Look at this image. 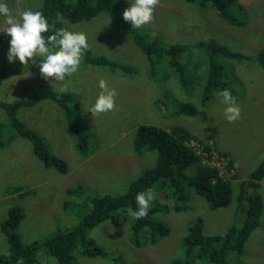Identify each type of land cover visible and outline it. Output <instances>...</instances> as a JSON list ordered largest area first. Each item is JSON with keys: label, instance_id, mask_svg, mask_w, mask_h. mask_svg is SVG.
<instances>
[{"label": "rangeland", "instance_id": "rangeland-1", "mask_svg": "<svg viewBox=\"0 0 264 264\" xmlns=\"http://www.w3.org/2000/svg\"><path fill=\"white\" fill-rule=\"evenodd\" d=\"M41 1L5 0V3L17 14L25 9H33ZM125 2L128 4V0ZM238 2L243 3L242 0ZM244 5L245 19L244 13L237 14L245 22L242 27H235L222 21L218 14L200 9L187 0H157L152 20L143 27L171 44L215 40L233 52L255 56L264 48V0H248ZM66 24V28L83 32L87 37L88 49L82 54L77 72L63 81H54L51 74L45 78L39 69V57H35L34 62L30 60L22 66L19 74L0 82V99L6 102L42 91L68 90L83 95L75 104L82 110L81 114L74 113L77 118L73 117L68 124L63 110L57 112L55 107H47V104L41 105L42 110L31 108L20 114L21 120L26 121L27 127L39 134L53 153H61L60 159L66 160L68 151L72 155L71 166L66 160L68 170L62 174L41 163L34 155L31 141L17 134L7 114L2 111L0 133L4 142L0 148V255L9 253L1 224L9 218L12 208L19 207L25 214L19 228L23 241L27 244L34 240L44 241L57 230L69 231L75 228L91 211L88 199L107 194L120 195L127 191L129 184L143 170L154 167L157 162L155 152L146 153L142 157L134 153L133 137L140 125H153L167 130L181 125L202 141L212 144L213 156L223 158L218 152H226L229 155L227 159L231 158L235 167L230 173L224 168L222 175L231 180L235 187L249 179L250 172L264 161V68L259 63L239 59H226L222 62L227 81L224 89L231 92L240 108V118L228 122L223 114L225 105L218 96L221 90L214 91L215 95L206 103L202 102L206 71L199 73L205 76L198 83L195 81L193 92L188 95L181 87L176 73L163 78L159 72L156 79L152 78L149 60L111 15L100 14L87 22ZM3 26V17H0V30ZM9 40L0 44V66L10 63L7 60ZM88 52L93 54L89 59L101 54L110 60L129 62L138 67L139 71L136 74L129 73L117 66H109V71L85 63ZM199 54L200 57L195 54L191 61L197 60L202 66L203 53ZM99 78H103L107 86L117 92V96L113 110L93 116L87 112V107L100 92L97 86ZM189 78L192 77H186L190 81ZM61 88L64 91H60ZM183 103L193 104L198 113L195 116L179 113ZM76 119H83L86 124L90 121L92 124L89 136L93 144L89 149L105 147L107 152H101V162L87 160L83 166L78 167L85 158L80 157L75 145L78 142L74 132ZM69 123L71 126L68 127ZM83 125L84 122L78 123V126ZM60 142L64 145L58 144ZM69 166L80 171L82 182H75L80 179L78 176L74 179L67 176ZM236 174L237 178L231 177ZM263 182L262 227L244 245L241 261L246 264H264ZM79 185L82 186L80 192L83 191V195L73 191ZM68 188L70 192H66ZM155 199L171 206L169 212L158 206L157 212L153 214V219H159L165 227L170 228L168 236L153 244L150 241L151 233L145 231L141 233L144 247H138L131 241L133 217L127 216L128 211H119L114 218L87 233L89 239L104 248L106 256L88 257L79 247L74 251V264H174L178 260L184 261L183 240L191 222L202 219L207 236L224 235L232 225L239 223L238 212L245 207H240L235 198L228 208L212 209L207 200L194 190H190L186 209L174 210L175 196L167 197L159 193ZM38 257L44 264H59L45 250ZM230 260L234 264L233 257ZM203 264L211 263L206 261Z\"/></svg>", "mask_w": 264, "mask_h": 264}, {"label": "trees", "instance_id": "trees-1", "mask_svg": "<svg viewBox=\"0 0 264 264\" xmlns=\"http://www.w3.org/2000/svg\"><path fill=\"white\" fill-rule=\"evenodd\" d=\"M238 1L187 0L189 3L196 4L200 9L214 10L222 21H226L232 26L242 27L245 21L240 20L237 13H244L245 19L246 7ZM128 6L125 0H42L40 4L33 7V10L43 11L49 18L50 24L54 22L56 26L64 27L67 25L66 22L79 24L93 20L100 14L111 15L121 24L122 31L149 60V72L153 79L158 77L159 72L163 78L176 73L183 90L191 95L195 81L198 83L205 76H201L199 73L206 71L203 103L212 98L216 93L214 91L224 89L227 81L222 62L226 59L256 61L264 68V48L257 55L249 56L241 52H233L215 40L171 44L169 41H164L160 35L152 34L143 26L131 28L130 22L125 21L121 15ZM10 10L13 12L12 9ZM13 14L15 13L13 12ZM51 30L54 28L48 29V31ZM8 39L10 36L0 33V44ZM199 53H203L202 66L197 63V58L196 61H191L195 54L200 57ZM92 55L91 52L86 53L85 63L106 68L109 71V66H117L129 73L136 74L139 71L138 67L132 66L129 62H117L101 56V54L89 59ZM22 66L18 61L0 66V82L19 74ZM186 77L192 78H189V81ZM44 100L57 102L63 110L67 122H72L74 95L71 92L42 91L13 102L0 99V117L4 111L17 134L31 141L34 155L41 163H44L46 168H54L61 173H66L68 166L65 161L53 153L40 139L39 134L34 129H29L26 121H22L20 118L23 111L34 108ZM179 113L195 116L198 111L193 104L184 103L181 104ZM68 126L71 124L69 123ZM74 132L78 133L79 131ZM77 137L78 149L84 154H88L87 151L90 150L93 141L84 132ZM89 139L92 143L89 142ZM192 140H196L198 144L202 145L203 152L209 154L212 151L211 144L202 141L184 126L178 125L167 130L153 125H140L134 133L133 150L134 153L141 156L155 152L157 162L154 167L143 170L142 174L129 184L127 191L120 195L107 194L88 199L91 211L75 228L69 231L57 230L44 241L34 240L28 244L23 241L19 228L25 214L19 207L12 208L9 218L1 224V230L9 245V253L0 255V264H16L18 257L23 258L24 264H44L38 257L42 250L55 257L59 264H74V251L79 247H82V253L88 257H105L104 248L87 237L88 231L111 220L119 211H128L129 209L134 211L136 209L135 195L148 189L153 192V200L150 202L148 213L139 219L133 217L131 223V241L134 244L144 247L141 233L145 231L151 233L150 241L153 244L169 235L170 228L165 227L159 219H153V214L157 212L158 206L164 208L165 212L171 210L170 205L161 204L160 200L155 199L157 194H166L167 197L175 196L176 204L173 205V208L177 211L186 209V201L190 199V190H194L207 200L212 209L228 208L233 204L235 198H237L240 207L242 205L245 207L241 212H238L239 223L232 225L224 235L207 236L204 233L202 219L191 222L183 240L184 257L186 258L183 259L184 261L178 260L174 264H203L206 261L211 264H231V257H233L234 264H242L241 255L244 253V245L248 237L261 226L263 198L259 192L261 188L259 182L264 180V161L250 172L249 179L240 182L235 187L231 180L225 179L219 168L210 164L211 156H203L189 145ZM3 142L0 133V148L3 147ZM213 146L216 149V146ZM95 148L97 147L91 149ZM218 153L220 156L229 157L226 152ZM207 157H209L208 161L205 162ZM234 167V161L230 158L224 168L230 173ZM231 177L237 178L238 175ZM81 188L82 186H78L73 191L77 195H83V191L80 192ZM182 201L184 203H181ZM242 212L243 215H241ZM233 253L236 254V257Z\"/></svg>", "mask_w": 264, "mask_h": 264}, {"label": "clouds", "instance_id": "clouds-1", "mask_svg": "<svg viewBox=\"0 0 264 264\" xmlns=\"http://www.w3.org/2000/svg\"><path fill=\"white\" fill-rule=\"evenodd\" d=\"M242 1L244 4L247 0ZM156 3L157 0H128L129 6L123 10L121 15L125 21L130 22L131 28H140L152 20ZM0 17H3L4 22L0 33L10 36L7 51V60L10 63L18 61L22 65H27L30 60L34 62L35 57H39L41 74L45 78L51 74L54 81H63L77 72L82 54L88 49L85 33L68 29L62 25L56 26L54 22L50 24L47 15L39 9H25L13 14L5 0H0ZM50 27L54 30L48 31ZM97 86L100 92L94 102L87 107V112L93 116L111 111L115 107V90L109 88L103 78L98 79ZM60 91L64 89L61 88ZM218 96L225 105L224 118L228 122L239 119L240 108L231 92L225 88L218 93ZM192 142L197 143L196 140ZM213 152L212 147V151L209 154L205 152L203 156H211L212 160ZM221 157L227 159L224 156ZM208 158H205V162ZM134 200L136 209L134 211L129 209L126 214L136 219L142 218L148 213L150 202L153 200V192L150 189L138 192ZM16 264H24L23 258L18 257Z\"/></svg>", "mask_w": 264, "mask_h": 264}, {"label": "crops", "instance_id": "crops-1", "mask_svg": "<svg viewBox=\"0 0 264 264\" xmlns=\"http://www.w3.org/2000/svg\"><path fill=\"white\" fill-rule=\"evenodd\" d=\"M248 1V0H247ZM208 11H210V12H214V13H216L214 10H208ZM210 14H212V13H210ZM209 14V15H210ZM217 14V13H216ZM66 92H70V91H66ZM58 93H63V92H58ZM73 95H74V101H73V106H74V113L75 114H78V113H80L81 114V112H82V110H80V108H77L76 106H75V104H76V102L78 101V100H81V98H82V94H78V93H73V92H71ZM33 95H35V94H32L31 96H33ZM116 96H117V92H116ZM76 97H77V99H76ZM43 104H47V107H55V110L58 112L59 110H62L61 109V107L59 106V104L57 103V102H55V101H53V100H44V101H42V102H40V103H38V105H36V106H34V109H37V110H42V107H41V105H43ZM35 117V116H34ZM75 118V117H74ZM77 118V117H76ZM68 121V120H67ZM81 122H84L85 123V125H83V126H78V123H81ZM89 122V124H86V122L83 120V119H76V123L74 124L75 125V130L74 131H79L78 133H76V138H78L77 136L78 135H80V134H82L83 132L84 133H86L87 135H88V137L89 138H91L90 136H89V128L92 126V124L90 125V121H88ZM67 124H68V122H67ZM69 127V126H68ZM101 137V136H100ZM92 141H93V139H92ZM58 144H60V145H64V143L63 142H60V143H58ZM78 144V142L75 144V145H77ZM70 146H72V144H69ZM77 148H78V145L76 146ZM66 148V147H65ZM96 149H97V151H96ZM76 152H77V149L75 150ZM75 152V155H77V153ZM80 152V157H83L84 156V160H83V162L82 163H80L79 165H78V167H81V166H83L84 164H85V162L87 161V160H93V161H96V162H101V152H107L106 150H105V147H101V146H97V148H95V149H90V150H88L87 151V153L88 154H84L83 152H81V150H79L78 151V153ZM92 152H93V154H92ZM56 153V152H55ZM59 157H61V153H56ZM86 156H89L88 158L86 157ZM140 157H142V156H140ZM63 159V158H62ZM67 161H68V164L70 163V166H71V161L73 160L72 159V155H70V153H69V151L67 152V154H66V158H65ZM64 160V159H63ZM66 160H64V161H66ZM66 161V162H67ZM140 161V160H139ZM69 166V167H70ZM77 167V168H78ZM78 171V172H77ZM77 171L75 170V169H71V167H70V169H69V172H68V174H67V176L68 177H73V179L74 178H77V176L80 178L79 180H76L75 182H82V174L80 173V171L77 169ZM60 174H62V173H60ZM66 176V175H65ZM64 181H66V180H64ZM63 181V182H64ZM262 181H264V180H262ZM262 181H260L259 183H260V185H261V182ZM73 184V183H72ZM79 186H81V185H79ZM263 186H264V182H263ZM78 187V186H77ZM76 187V188H77ZM261 188H262V185H261ZM261 188L259 189V192L261 193ZM74 189V188H73ZM70 190V188H68L67 189V191L66 192H68ZM261 195H262V193H261ZM262 198H263V195H262ZM261 227H262V220H261V226L256 230V231H258V230H260L261 229ZM242 264H246V263H242Z\"/></svg>", "mask_w": 264, "mask_h": 264}, {"label": "built area", "instance_id": "built-area-1", "mask_svg": "<svg viewBox=\"0 0 264 264\" xmlns=\"http://www.w3.org/2000/svg\"><path fill=\"white\" fill-rule=\"evenodd\" d=\"M191 147L195 148L196 150H198V153H202L205 154V152H203V147L200 146L199 144L192 142L190 144ZM227 164V160L224 158H219L216 157L215 155L213 156V159L211 160V165L216 166L217 168L220 169L221 173L223 172L224 167Z\"/></svg>", "mask_w": 264, "mask_h": 264}]
</instances>
